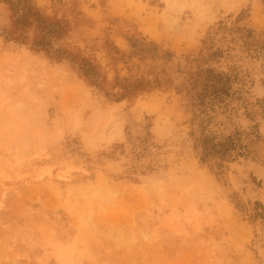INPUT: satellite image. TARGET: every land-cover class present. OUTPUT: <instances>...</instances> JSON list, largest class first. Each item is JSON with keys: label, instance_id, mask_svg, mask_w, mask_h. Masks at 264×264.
<instances>
[{"label": "rangeland", "instance_id": "obj_1", "mask_svg": "<svg viewBox=\"0 0 264 264\" xmlns=\"http://www.w3.org/2000/svg\"><path fill=\"white\" fill-rule=\"evenodd\" d=\"M263 59L264 0H0V264H261Z\"/></svg>", "mask_w": 264, "mask_h": 264}, {"label": "bare ground", "instance_id": "obj_2", "mask_svg": "<svg viewBox=\"0 0 264 264\" xmlns=\"http://www.w3.org/2000/svg\"><path fill=\"white\" fill-rule=\"evenodd\" d=\"M246 62H248V60H246ZM263 62L262 61L254 62L253 61L251 63V65L253 66L252 69L254 71L253 75L256 78L255 84L251 86L250 101L252 102V104H254V102L259 101V100L264 98V85L262 82L263 71L261 69L263 66L262 65ZM257 105H256V107H257ZM256 107H255V109H256ZM257 109H260V108L257 107ZM257 115H258L257 117H259V118H257V121H258L257 123H261V126H260L261 132L264 135V117H262V112H260V110H259ZM237 122L241 126H243L244 129L246 127H248L249 121L244 117L243 111L240 112V116H238ZM226 132L227 131H225V133ZM234 168L238 169L237 170L238 176H237V174H233V173L231 175L234 188L236 190L240 191V193L242 194V196L245 200L261 201L262 204L264 205V186H262V188L258 187L257 184L253 183V181L251 179V173H254L257 176V178L263 182V185H264V164H262L256 160L254 161L252 159L249 162H244L243 165H242V163H241V165L240 164L238 165V163H237V165H235ZM243 189H246V191L244 192ZM259 231H261V230H259ZM261 232H260L261 239L259 241L260 243H256V249L257 248L259 249L258 252H259L260 263L264 264V230L262 233ZM257 239H259V238H257Z\"/></svg>", "mask_w": 264, "mask_h": 264}, {"label": "trees", "instance_id": "obj_3", "mask_svg": "<svg viewBox=\"0 0 264 264\" xmlns=\"http://www.w3.org/2000/svg\"><path fill=\"white\" fill-rule=\"evenodd\" d=\"M7 2H9V0H6ZM10 7H14V5L12 3H10ZM17 22H19L20 24H25L26 23V16L24 15L23 17H21L20 19H17ZM57 31H54L53 29L47 28V30L45 31L44 35L41 38V41H39L35 46V49L38 51H45L46 48L49 47L50 42H49V37L55 33ZM16 40H18L19 42L21 41H26L23 38H21L20 36L18 38H16ZM40 46V47H39ZM70 61L72 63L75 64H79V70L81 71V75L85 78V79H91L93 82H97L98 77L95 75L96 71L93 69V67H91V63L89 62V60L87 59H83L82 63H76V61H74V59H70ZM97 68V66H96ZM143 91H140V93H142Z\"/></svg>", "mask_w": 264, "mask_h": 264}]
</instances>
